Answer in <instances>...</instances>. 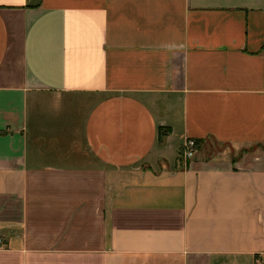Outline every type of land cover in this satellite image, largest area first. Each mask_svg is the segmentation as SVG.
<instances>
[{
  "label": "crops",
  "instance_id": "obj_1",
  "mask_svg": "<svg viewBox=\"0 0 264 264\" xmlns=\"http://www.w3.org/2000/svg\"><path fill=\"white\" fill-rule=\"evenodd\" d=\"M0 236V264H263L264 0H0Z\"/></svg>",
  "mask_w": 264,
  "mask_h": 264
},
{
  "label": "built area",
  "instance_id": "obj_2",
  "mask_svg": "<svg viewBox=\"0 0 264 264\" xmlns=\"http://www.w3.org/2000/svg\"><path fill=\"white\" fill-rule=\"evenodd\" d=\"M197 148V141L196 140H188L185 149L183 151V156L186 159L193 158L195 156V151ZM4 245V239L0 236V248H2Z\"/></svg>",
  "mask_w": 264,
  "mask_h": 264
},
{
  "label": "trees",
  "instance_id": "obj_3",
  "mask_svg": "<svg viewBox=\"0 0 264 264\" xmlns=\"http://www.w3.org/2000/svg\"><path fill=\"white\" fill-rule=\"evenodd\" d=\"M170 132H171V130L169 128L162 127L160 129V141L163 142L164 136L169 135ZM263 264H264V261H263Z\"/></svg>",
  "mask_w": 264,
  "mask_h": 264
}]
</instances>
